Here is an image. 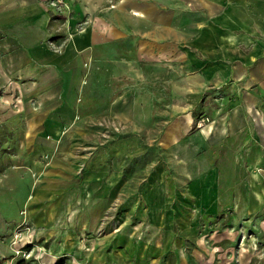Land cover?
I'll list each match as a JSON object with an SVG mask.
<instances>
[{
    "label": "crops",
    "instance_id": "crops-1",
    "mask_svg": "<svg viewBox=\"0 0 264 264\" xmlns=\"http://www.w3.org/2000/svg\"><path fill=\"white\" fill-rule=\"evenodd\" d=\"M51 1L0 0L1 131L27 136L33 153L39 134L57 132L45 130L49 125L43 123L55 118L58 106L39 103L61 101L49 91L66 85V116L74 118L79 111L72 106L83 101L80 89L94 72L92 83L110 87L104 96L113 117L151 119V103H172L160 115L175 118L160 130L161 149L177 148L197 133L216 159L223 147L234 150L230 175L221 177L215 165L207 179L197 180L208 182L207 212L226 211L233 198L235 213L259 214V183L264 184V0H65L67 9ZM70 86L79 90L67 94ZM28 87L32 92L16 94ZM191 96L213 103L212 122L202 128L193 129L201 113L193 116L181 104ZM12 101L37 105L11 109L7 104ZM11 118L25 121L16 124ZM226 191L228 205L219 200ZM35 196L33 192L28 206L41 216L33 221L29 215L27 221L35 228L47 225V254L55 259L63 252L78 253L77 239L69 233L81 225H98L107 201L83 192L68 198L50 193L47 201L36 203ZM69 201L70 210L64 205ZM53 232H58L55 239ZM84 260L88 262L81 256Z\"/></svg>",
    "mask_w": 264,
    "mask_h": 264
},
{
    "label": "rangeland",
    "instance_id": "rangeland-1",
    "mask_svg": "<svg viewBox=\"0 0 264 264\" xmlns=\"http://www.w3.org/2000/svg\"><path fill=\"white\" fill-rule=\"evenodd\" d=\"M94 75L80 89L83 101L72 106L79 111L74 118L66 116V85L49 91L61 101L39 103L40 107L58 106L53 110L55 118L43 123L49 125L45 130L57 132L39 134L33 153L27 136L6 135L0 129V264H264V184L259 183V214L235 213L238 206H233V198L226 211L212 214L204 197L208 182L197 181L207 179L215 165L221 177L230 175L234 150L223 147L216 159L197 133L189 134L177 148L161 149L160 130L175 118L160 115L172 103H151V119L113 117L104 96L110 87L96 86ZM68 90L67 94H75L79 86ZM30 92L28 87L16 94ZM17 104L37 105L31 101L7 105L16 109ZM181 104L193 116L201 113L193 129L201 116L208 118L204 125L212 122L213 103L207 104L205 98L191 96ZM163 178V196H159ZM33 192L35 203L47 201L50 193L68 198L72 192L107 200L98 225L79 229L73 225L76 229L69 234L77 239V254L63 252L56 259L47 254V225L35 228L27 221L29 215L40 218L28 206ZM223 194L219 200L228 205L230 192ZM64 205L71 209L70 201ZM53 221L50 225H55ZM57 234L53 232L51 238ZM81 256L88 262L81 263Z\"/></svg>",
    "mask_w": 264,
    "mask_h": 264
},
{
    "label": "built area",
    "instance_id": "built-area-1",
    "mask_svg": "<svg viewBox=\"0 0 264 264\" xmlns=\"http://www.w3.org/2000/svg\"><path fill=\"white\" fill-rule=\"evenodd\" d=\"M51 4L52 5H56V6H58V7H64V8H68V5L65 3V0H52L51 1ZM208 122V118L207 117H204V116H201L198 120H197V126L198 127H201L202 125H204L205 123H207ZM19 227V226H18ZM17 227V228H18ZM17 236H18V234L16 233V234H14V237L13 238H17ZM15 243V241L12 243V244H14ZM16 253H18L19 251H15Z\"/></svg>",
    "mask_w": 264,
    "mask_h": 264
}]
</instances>
